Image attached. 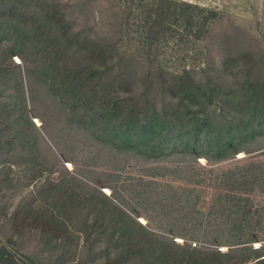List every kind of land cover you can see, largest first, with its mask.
<instances>
[{
	"label": "rangeland",
	"instance_id": "obj_1",
	"mask_svg": "<svg viewBox=\"0 0 264 264\" xmlns=\"http://www.w3.org/2000/svg\"><path fill=\"white\" fill-rule=\"evenodd\" d=\"M45 2L65 15L75 42L106 46L94 93L111 87V104L172 113L184 81L206 92L196 108L240 123L249 109L227 88L264 85V0H25L28 24ZM12 45L0 32L10 76L3 85L0 72V103L16 95L20 67L30 123H12L11 138L0 140V264H176L181 255L187 264H255L264 255V137L209 161L113 149L56 103L50 76L31 72L28 83L27 66L42 65L44 54L8 58ZM76 46L60 61L81 64Z\"/></svg>",
	"mask_w": 264,
	"mask_h": 264
},
{
	"label": "trees",
	"instance_id": "obj_2",
	"mask_svg": "<svg viewBox=\"0 0 264 264\" xmlns=\"http://www.w3.org/2000/svg\"><path fill=\"white\" fill-rule=\"evenodd\" d=\"M13 3V0H8L1 9L3 19L0 22V32L6 33L13 40L12 47L6 50L9 52L8 58L18 56L25 61H33L38 53L44 54L47 59L42 65L38 64L33 69L27 66L28 83H31V72L39 74L41 78L50 76L49 87L55 92L56 103L64 108L67 115L81 117L89 124V131L97 133L113 149L134 155H152L156 160L186 154L202 156L209 161L236 154L238 151L235 147L242 145L251 135L264 137V105L258 103V98L264 96L263 84L245 81L232 85L234 89L227 88L225 94L236 100L244 99L249 109L248 118L240 123L236 122L237 119L220 121L196 108L201 105L206 92L190 89L184 81L179 86L182 90L181 101L175 105L172 113L157 110L141 112L117 102L111 104L107 100L111 87L99 96L94 93L96 82L105 73L104 68H97L96 65L104 58L106 46L98 42H75L78 34L72 32V26L65 15L59 13L58 8L50 2L39 6L42 15L35 26L28 24L26 14L23 13L27 6L25 0H18L22 8L17 9ZM74 44L77 45L76 51L83 57L82 62L68 66L60 58L64 55V50ZM12 49H16V52ZM2 63L0 62V72L6 77L2 81L5 85L10 76L8 67ZM9 66H13V62ZM15 69L18 70L15 74L17 93L0 103L2 109L6 108L5 111L9 112L3 116L1 126H7L0 129L1 142H8L14 133L12 123H30L28 93L22 81V71L18 66ZM254 73L252 70L249 76ZM188 74L184 72L180 79L184 80ZM215 86L212 92H222V88L217 84ZM241 91H245L242 94L244 96L240 95ZM181 256L182 259L177 260L176 264H187L185 257ZM218 256L227 257L220 252ZM256 260L255 264H264V255L256 257Z\"/></svg>",
	"mask_w": 264,
	"mask_h": 264
}]
</instances>
